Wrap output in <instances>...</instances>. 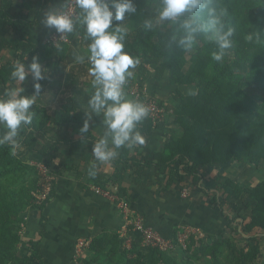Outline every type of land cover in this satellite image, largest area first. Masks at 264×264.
Here are the masks:
<instances>
[{"label":"trees","instance_id":"trees-1","mask_svg":"<svg viewBox=\"0 0 264 264\" xmlns=\"http://www.w3.org/2000/svg\"><path fill=\"white\" fill-rule=\"evenodd\" d=\"M134 2L137 11L126 14L121 22L128 29L125 51L141 62L156 61V78L167 76L170 85L176 89L195 87L197 95L185 94L179 98V106L174 109L173 116L183 129V135H173L163 152H154L153 160L141 161L130 158L128 148H122L118 160L154 165L161 173L174 165L176 168L169 173L167 187L191 181L200 192L210 190L200 185L204 167L246 159L257 172L264 171V0H221L228 8V25L235 30L233 48L221 62L212 59L215 46L207 44L203 36L197 37L196 46L189 51L169 47L177 25L164 23L156 30L146 32L144 21L154 15L159 0ZM45 7L46 0H24L15 15L9 14L5 6L0 7V48H12L17 57L32 59L38 56L42 64L53 58L55 65L64 61L69 44L58 47L47 43L36 45L27 37L33 26H45L42 23ZM77 11L79 15L78 8ZM7 27L17 35L14 43L6 38ZM249 31L259 32L260 40H245ZM70 34L90 43L82 26L77 25ZM15 62L0 66L2 96L9 89V82L14 81L11 71ZM252 87L262 93L250 92ZM125 88H130L128 83ZM140 92L144 93V90ZM143 100L139 99L140 102ZM84 119V112L75 110L72 99H68L53 115L38 107L33 113L32 123L19 130L17 144L0 145V264H47L39 255L38 242L30 241V251L26 255L20 256L17 251L23 243L24 213L28 210L42 211L53 196L55 182L51 181L50 192L41 199L43 178L39 168L24 160L20 153L38 151L45 156L50 155L51 150L37 148V135L47 136L49 124L61 128L72 122L83 123ZM85 139L97 141L99 138L89 133ZM52 141L55 144H73L77 140L62 138ZM95 165L96 185L106 189L108 178L99 170L101 164L97 162ZM222 185L232 189L230 196L237 203L250 208V221L245 224V232L264 230V181L251 187L224 178ZM212 202L217 203V200ZM227 219L229 221L220 233L204 238L190 236L185 248L178 242L180 231L175 232L173 248L166 251L143 246L139 237L133 238L130 247H126L119 232L104 231L90 239L86 249L90 257L84 258L82 264H176L175 254H180L188 264H203L205 259H209L210 264H253L259 257H264L259 237L252 236L246 246L241 247L233 239V220L228 216ZM46 220L42 216L41 233L46 228ZM147 251L150 254H146Z\"/></svg>","mask_w":264,"mask_h":264},{"label":"crops","instance_id":"crops-1","mask_svg":"<svg viewBox=\"0 0 264 264\" xmlns=\"http://www.w3.org/2000/svg\"><path fill=\"white\" fill-rule=\"evenodd\" d=\"M23 1L0 0V7L5 6L9 14L15 15ZM66 3L67 0H46L44 13L53 7L62 10ZM6 31V38L10 43H14L17 37L15 31L11 27H7ZM51 32L52 28L35 25L28 31L27 37L34 44L42 45ZM84 43L78 36H73L66 60L55 65L53 58L42 64L47 69L46 79L41 81L42 91L31 108L33 113L39 107L53 115L68 99H72L73 107L77 111L84 112L87 108V102L95 89L92 86L93 77L89 72L91 65L87 59L89 43ZM77 56H84L85 59L80 62L76 59ZM31 60V57H17L10 47L0 48V66L13 61L30 63ZM143 73L148 74L147 77L153 75L147 69ZM144 75L143 78L146 77ZM13 87H24L27 95L34 93L31 77L22 84L17 81L9 82L8 88ZM145 88L152 96L161 95L165 104L170 107L173 98L167 95L172 88L166 79L151 76L146 80ZM125 91L130 99L139 101L128 89L125 88ZM82 126L83 123L72 122L61 128H54L53 124H49L47 136L37 135V148L49 149L51 154L45 156L38 151L20 153L28 162L49 164V172L55 176L54 193L50 202L42 211L28 210L25 216L27 220L23 243L26 252L23 254L26 255L30 251V241L38 242L39 255L47 264H82L81 258L77 260L75 257L79 239H93L104 231L119 232L126 223L125 215L117 202L97 194L94 189L97 186L96 181L89 175V168L97 163L92 154L96 141L87 140L85 137L89 133L97 138L103 136L102 117H93L87 134H80L79 129ZM138 128L145 136L146 143L128 148V156L141 161L153 160L154 152H163L171 137L181 134L180 125L174 122L171 115L157 122L149 114ZM3 131L6 130L0 126L1 136ZM62 138H73L77 141L73 144H55L52 141ZM121 151L122 149L114 161L100 166L99 170L108 178L109 185L106 190L115 195H124L132 208L143 216L145 224L166 239H172L175 232H181L188 226L197 227L206 235L220 233L229 221L227 216H234L231 212L232 206H239L230 196L232 189L222 185L224 178L240 181L245 186H254L248 183L251 174L254 176L255 173L248 175L249 167L243 162L204 167L201 170L203 178L200 185L210 189L207 192L198 191L191 181L167 187L169 173L172 168H176L174 165L165 173H161L154 165L144 166L118 160ZM213 199H216L217 203H213ZM42 216L47 218L43 233L40 224ZM135 237L137 233L132 229L124 232V239L127 241Z\"/></svg>","mask_w":264,"mask_h":264},{"label":"clouds","instance_id":"clouds-1","mask_svg":"<svg viewBox=\"0 0 264 264\" xmlns=\"http://www.w3.org/2000/svg\"><path fill=\"white\" fill-rule=\"evenodd\" d=\"M75 5L78 16L53 7L45 12L42 23L60 34L72 33L77 25L85 30L90 41L87 59L95 90L87 102L79 132L87 134L93 117H102L104 133L94 143L92 154L100 164H108L118 157L120 149L146 143L138 126L148 118L151 109L143 102L130 99L125 91L140 59L125 51L128 29L121 22L126 14L137 9L134 0H75ZM228 16V8L221 0H159L154 15L145 19L143 28L150 32L164 23L177 25L169 47L183 51L192 50L197 37L203 36L207 44L215 46L212 59L221 62L233 48L235 30L228 25ZM260 37L259 32L249 31L244 38L257 42ZM76 59L83 62L85 58L77 56ZM46 73L38 56H33L30 63H14L11 78L22 84L31 77L34 93L27 95L24 87H13L0 96V126L6 130L0 136V145H16L19 130L32 123L31 108L41 94V81L46 79ZM187 95L194 97L197 92L190 88ZM89 175H97L95 164L89 168Z\"/></svg>","mask_w":264,"mask_h":264},{"label":"built area","instance_id":"built-area-1","mask_svg":"<svg viewBox=\"0 0 264 264\" xmlns=\"http://www.w3.org/2000/svg\"><path fill=\"white\" fill-rule=\"evenodd\" d=\"M66 11L69 14L78 16V11L75 5V0H67L66 6L61 10ZM72 41V36L70 33L60 34L55 30H52L50 35L46 38V42L49 45L60 46L61 44H70ZM131 91V89H130ZM131 94L135 96L137 99L144 98L143 103H145L150 109V116L153 120L161 121L162 116L165 114V107L162 105V102L157 99L151 97V95L145 93H141L139 90L133 89ZM43 166V165H39ZM39 171L43 173V181L42 187L43 192L40 198H45L46 195L51 190V181L52 178L50 176V172L47 168H40ZM95 191L97 194L105 196L113 201H116L121 209V212L125 215L126 223L124 225V232L132 229L137 233V237L142 239V245L145 247L159 248L161 250H170L173 248L172 239H166L161 234L157 233L155 230L150 228L145 224V219L140 215L137 211H135L129 200L124 197H120L118 195L113 194L111 191L106 189H101L100 187L95 186ZM122 232V235H124ZM190 236H195L196 238H204L207 235L197 227L188 226L184 230L178 233V242L185 248L186 242ZM132 239L128 240L127 247H130V242ZM90 243L89 239H79L75 248V257L80 259L84 253L85 247Z\"/></svg>","mask_w":264,"mask_h":264},{"label":"rangeland","instance_id":"rangeland-1","mask_svg":"<svg viewBox=\"0 0 264 264\" xmlns=\"http://www.w3.org/2000/svg\"><path fill=\"white\" fill-rule=\"evenodd\" d=\"M69 52H70V47H68L66 59L69 56ZM144 63L146 65V67H145ZM157 64L158 63L156 61H154V62H141L140 61V64L137 65V67L132 70L133 73H134L133 74V77L130 78L131 80H129L127 82L129 84V86H130V88H128V90L130 91V89H131V91H132L133 89H135L137 91L138 90L140 91L141 89H143L145 91V93L148 92L147 89L145 88V83H146V80H149V78H151V76H155V67H156ZM145 69H147L148 72H150L153 75H151L150 77H147L148 74H145L146 77L143 78L142 75H144L143 71L145 72ZM163 78L168 81V77L167 76H165ZM170 87L173 90V91L172 90L171 91L169 90V93L167 95V97L173 98V101L170 103L171 104L170 107L165 104V100L161 97V95H158L157 97H155V96L153 97L151 95V97L157 98L161 102H164V107H165V111L166 112L162 116V120L161 121L165 120L166 117L169 116V115H171L172 118H173V120H174V116H173L174 113L173 112H174V109L179 106V98L182 95L187 94V92H188V90L190 88L196 90L195 87H180L179 89H176V87H174L172 85H170ZM131 91H130V93H131ZM249 91L250 92H255V93H262L256 87L250 88ZM165 99H167V98H165ZM174 122L177 123L175 120H174ZM3 134H4V131H3L2 135ZM182 135H183V129H181V134L179 136H182ZM243 162L245 164H247V166L249 167L248 175L251 174L252 172L255 173V175H256V176L255 175L253 176L251 174V176H250L251 177V180L248 183L249 185H254L255 186L258 183L264 181V171L257 172L255 170L254 166L252 164L250 165V163L246 159H244V161H242V162H238L237 164L243 163ZM29 163L38 166L39 169L40 168H47L48 171L50 169L49 166L47 165V163H44V164H42V163L41 164H38V163H34V162H29ZM233 163H235V162H233ZM39 165H43V166H39ZM251 166H252V168H250ZM40 174H41L42 178H44L43 177L44 175H43V173L41 171H40ZM50 176L51 177H55L54 174H52V173H50ZM52 180H53V178H52ZM251 187H253V186H251ZM231 212L234 214V216L232 218V220H233V226L232 227H233V229L235 231V233H233V239L242 247V246H246V244L249 242V240H250V238L252 236H257V237H259L258 241L260 242V244H261V246L263 248V251H264V230L255 229L251 233H246L245 232V224L250 221V217H249V215H250V208H248L245 205L239 203V206H232ZM25 216H27L26 213H24L23 217L25 218ZM24 230H25V228H24ZM122 232H124V231L121 229L119 231V235L122 238V240L124 241V246L127 247V245H128L129 242L124 239V235H122ZM23 238H24V231H23ZM89 241H90V239H89ZM89 244H88V246H89ZM88 246L85 247L84 253H83L82 257H81L82 262H84V258L85 257L86 258H89L88 255H86L87 254L86 253V249H87ZM25 247L26 246H25L24 243H21L20 244L19 250L17 251L20 254V256L21 255L23 256L24 255L23 253L26 252V250L24 249ZM146 254H150V252L147 251ZM169 254L171 255L173 253H169ZM175 260H176V264H188L187 262H184V260H182L180 254H178V255L175 254ZM12 264H15V263H12ZM203 264H210V260L209 259H205L204 262H203ZM253 264H264V257L263 256L262 257H259L256 260V262L253 263Z\"/></svg>","mask_w":264,"mask_h":264}]
</instances>
